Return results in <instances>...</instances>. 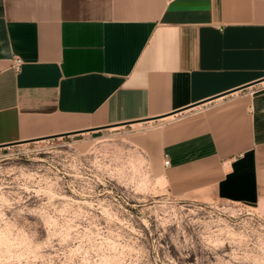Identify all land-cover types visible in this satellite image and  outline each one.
Returning <instances> with one entry per match:
<instances>
[{
	"label": "crops",
	"instance_id": "0c3cea01",
	"mask_svg": "<svg viewBox=\"0 0 264 264\" xmlns=\"http://www.w3.org/2000/svg\"><path fill=\"white\" fill-rule=\"evenodd\" d=\"M139 123L171 194L264 210V0H0V146Z\"/></svg>",
	"mask_w": 264,
	"mask_h": 264
},
{
	"label": "rangeland",
	"instance_id": "374dc122",
	"mask_svg": "<svg viewBox=\"0 0 264 264\" xmlns=\"http://www.w3.org/2000/svg\"><path fill=\"white\" fill-rule=\"evenodd\" d=\"M153 125L0 146V264H264V210L171 194Z\"/></svg>",
	"mask_w": 264,
	"mask_h": 264
},
{
	"label": "built area",
	"instance_id": "2783aa9c",
	"mask_svg": "<svg viewBox=\"0 0 264 264\" xmlns=\"http://www.w3.org/2000/svg\"><path fill=\"white\" fill-rule=\"evenodd\" d=\"M21 64H22V58L19 56H14L13 63H12L13 68H15V70H19ZM169 162H170L169 157L165 155L164 164L167 165L169 164Z\"/></svg>",
	"mask_w": 264,
	"mask_h": 264
}]
</instances>
